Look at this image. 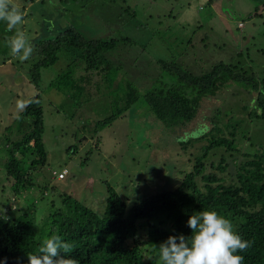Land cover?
Masks as SVG:
<instances>
[{
  "label": "rangeland",
  "instance_id": "374dc122",
  "mask_svg": "<svg viewBox=\"0 0 264 264\" xmlns=\"http://www.w3.org/2000/svg\"><path fill=\"white\" fill-rule=\"evenodd\" d=\"M12 3L23 13V21L10 32L7 23L0 20V163L5 139L11 140L16 135V116L25 99L36 91L28 82L29 62L13 55L6 40L16 32H22L29 42L53 39L71 27L86 38L126 36L132 41L104 54L111 67L105 79L98 80L95 93L86 85V77L84 82L76 77L73 83L79 88L69 93L49 85L69 62L66 59L77 56V50H60L53 64L40 69L41 139L46 152V163L40 172L51 183L59 184L60 190L97 211L101 210L105 196L103 181L113 186L128 208L142 195L174 187L189 170L198 142L183 151L177 138L209 126L215 114L217 124L228 121L232 115L229 109L235 117H245L238 107L250 95L230 86L201 98L194 118L167 132L166 141L159 140L163 129L152 119L139 95L122 116L93 129L95 120L111 113L112 99L121 96L127 83L139 94L157 79L174 78L157 66V58L174 60L193 72L203 71L216 62H230L255 76L264 73V6L250 0H12ZM97 79L98 75L92 74L88 84ZM246 102L250 106L249 100ZM261 123L258 121L255 129L254 123H249L251 135L257 130L261 132L254 136L257 143L264 142ZM92 130H96L94 137L89 135ZM245 146L246 142L240 144L242 149ZM233 158L240 157L226 154L229 173L233 171ZM82 160H86L84 164ZM60 167L66 173L61 180H55L52 172ZM26 204L23 195L12 198L9 181L0 167V217L12 216Z\"/></svg>",
  "mask_w": 264,
  "mask_h": 264
},
{
  "label": "trees",
  "instance_id": "16d2710c",
  "mask_svg": "<svg viewBox=\"0 0 264 264\" xmlns=\"http://www.w3.org/2000/svg\"><path fill=\"white\" fill-rule=\"evenodd\" d=\"M250 1L264 6V0ZM29 43L32 51L26 59L28 82L36 91L25 99L17 114L16 135L11 140L5 139L0 163L12 198L23 195L27 204L12 216L0 217V261L3 264H28L27 254L37 253L42 239L53 234L74 245L67 256L79 264H160L156 246L169 235L190 236L187 220L202 209L216 210L228 218L235 231L251 242L246 251L238 253L244 257V264H264V142H255L254 136L261 133L258 130L254 135L249 133L250 122L255 129L261 121L260 127L264 129V73L255 76L230 62H216L203 71L193 72L174 60L157 58V66L174 78L157 79L139 94L127 83L121 96L112 99L111 113L94 122L91 120L93 129L122 116L139 95L152 119L163 129L159 140L166 141L167 132L185 126L194 118L201 98L230 86L250 95L238 107L245 117H235L229 109L232 115L228 121L217 124L215 114L209 126L177 138L183 151L198 142L189 170L174 187L142 195L128 208L113 186L103 181L105 196L101 210L97 211L60 190L59 184L51 183L40 172L46 163L41 139L40 69L53 64L60 50H77L73 59L65 58L69 62L49 85L69 93L79 88L73 83L76 77L83 82L86 77V85L95 93L98 80L105 79L111 67L104 54L132 41L126 36L86 38L68 27L53 39ZM92 74H97L98 79L88 84ZM95 132L92 130L89 135L94 137ZM242 142H246L243 149ZM226 154L240 157L233 158L232 173L227 171ZM216 155V159H208Z\"/></svg>",
  "mask_w": 264,
  "mask_h": 264
},
{
  "label": "clouds",
  "instance_id": "9594fccd",
  "mask_svg": "<svg viewBox=\"0 0 264 264\" xmlns=\"http://www.w3.org/2000/svg\"><path fill=\"white\" fill-rule=\"evenodd\" d=\"M0 20L13 31L23 21V13L12 0H0ZM13 55L29 58L32 46L22 32L6 40ZM56 180V179H55ZM187 226L191 235H169L156 246L160 264H244L238 253L246 251L251 242L244 240L232 222L216 210L202 209L189 216ZM74 245L53 234L42 239L37 253H28V264H79L69 258ZM3 264V261H0Z\"/></svg>",
  "mask_w": 264,
  "mask_h": 264
},
{
  "label": "built area",
  "instance_id": "2783aa9c",
  "mask_svg": "<svg viewBox=\"0 0 264 264\" xmlns=\"http://www.w3.org/2000/svg\"><path fill=\"white\" fill-rule=\"evenodd\" d=\"M238 23H239V22H238ZM238 23H237V24H238ZM65 173H66V170L63 169V168L59 169V171H53V172H52V174H53V176H54V178H55L56 180H61V179L64 177Z\"/></svg>",
  "mask_w": 264,
  "mask_h": 264
}]
</instances>
